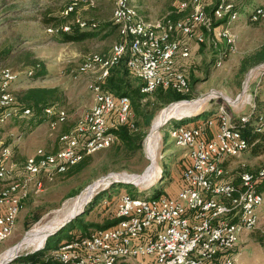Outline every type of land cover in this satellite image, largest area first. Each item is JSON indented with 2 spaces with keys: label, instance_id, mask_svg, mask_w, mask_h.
I'll return each mask as SVG.
<instances>
[{
  "label": "built area",
  "instance_id": "2783aa9c",
  "mask_svg": "<svg viewBox=\"0 0 264 264\" xmlns=\"http://www.w3.org/2000/svg\"><path fill=\"white\" fill-rule=\"evenodd\" d=\"M107 1L114 2L113 22L120 40L107 53L86 55L74 75L75 79L97 75L88 83L93 106L79 116L71 130L60 135L58 150L39 148L22 164L14 158L12 146L0 141V244L14 232L33 185L41 186L45 177L63 173L87 156L111 147L116 141L114 126L135 128L130 97L117 96L103 87L113 68L124 62L142 82V94L159 88L189 93L183 62L192 57L191 42L204 41L196 30L203 27L212 33L216 46L222 41L233 44L231 26L248 7L238 11L232 2L222 0L209 12L203 0H185L165 16L151 20L132 0ZM95 3L71 0L63 15L69 17ZM174 15L181 17L174 19ZM245 18L251 23L264 21V6L252 7ZM73 25L93 30L98 23L76 17L71 24L50 26L48 32L70 34ZM219 58L220 67L226 53L221 51ZM255 71L262 78L264 62L252 68L249 76ZM28 75L32 76L33 70ZM21 80L16 71L0 65V126L32 115L31 109L17 102L15 91L24 83ZM218 108L217 116L203 124L199 121L171 129V136L187 151L188 159L176 195L143 198L122 193L115 211L116 224L63 241L53 248L55 259L61 264H133L131 259H144L149 264H245L236 250L261 222L264 165L247 170L240 163L237 174L230 171V164L251 147L241 128L251 115L238 116L239 125L225 103ZM45 114L51 131L68 122L64 109L48 108ZM108 178L109 183L120 180L116 175Z\"/></svg>",
  "mask_w": 264,
  "mask_h": 264
},
{
  "label": "rangeland",
  "instance_id": "374dc122",
  "mask_svg": "<svg viewBox=\"0 0 264 264\" xmlns=\"http://www.w3.org/2000/svg\"><path fill=\"white\" fill-rule=\"evenodd\" d=\"M70 1L0 0V65L13 69L21 76L24 85H18V91L30 84L61 88L67 99L63 106L69 116L68 121L70 120L67 124L74 126L79 116L94 104L88 83L97 78V75L87 74L75 79L76 70L86 55L108 52L118 42L119 36L117 29L111 35H106L109 32L106 31L107 28L112 30L113 27V1L95 0L93 6L81 8L74 16L65 19L63 14ZM183 1L185 0H132V3L146 18L155 20L165 16L175 4ZM220 1L222 0H203L209 12ZM226 1L232 2L238 11H242L248 2L252 3L241 15V19L231 26L235 42L228 44L222 41L216 46L214 35L199 27L196 32L203 36L204 41H192V57L183 62L184 73L190 84L189 93H180L185 98L167 105L157 101L154 95L142 98L139 104L141 110L151 119L150 124L145 117H138L134 108L132 109L133 120L137 124L133 133L138 136L145 134L141 150L130 152L114 145L91 155L90 165L73 177L53 174L42 179L41 186L33 185L14 232L0 244V264H4L8 255L15 257L7 264H22L21 258L42 252L46 253V260L58 262L53 248L58 246L63 236L69 232L80 235L85 226L89 227V232L106 225L107 221L114 218L122 193L128 192L146 198L155 197L161 191L171 195L180 189L183 184L182 171L188 164L187 151L176 143L171 136V129L180 125L183 120L192 118L187 124L193 125L198 118H215L219 111L218 106L222 103L227 105L228 111L234 116L252 115L257 107L256 99H260L258 105L261 102L264 108V76L260 78L259 71L249 76V72L256 65H251L246 71L242 70L243 59L264 48V21L251 23L245 18L252 7L264 6V0ZM76 17L89 22L97 21L100 27L95 32H99L98 35L82 42L69 43L63 41V34L54 35L48 32L53 24H71ZM49 19L53 22L47 21ZM221 51L226 53V58L219 67L217 63L220 61ZM35 62L44 63V77H37L36 73L28 75L34 69ZM129 79L133 84H138L133 75H129ZM247 90L250 95L248 100L245 95ZM226 99L235 102L231 105ZM200 100L201 105L193 111L191 117L178 119L175 116L163 125L158 153L156 152V159L153 161L145 144L155 120L172 105ZM50 136L51 130L47 123L40 125L28 118L14 119L0 126V141L12 146L14 158L20 164L40 147L51 149L48 141L54 143L57 133ZM255 144H251L248 151L230 164L229 169L233 174L239 171L240 163L251 169L264 165V147L262 152H257ZM154 164L156 172L151 170ZM110 175H116L120 180L109 183ZM140 176L143 180L138 183L130 179ZM144 176L146 177L143 178ZM91 187V195L83 200L80 210L66 223L45 238H32L37 229L69 216L76 199ZM259 213V227L250 233L248 240L240 243L238 250L239 259L245 264H264V205ZM17 247L20 249L16 252ZM2 255H5L3 259ZM131 262L149 264L144 259H131Z\"/></svg>",
  "mask_w": 264,
  "mask_h": 264
},
{
  "label": "trees",
  "instance_id": "16d2710c",
  "mask_svg": "<svg viewBox=\"0 0 264 264\" xmlns=\"http://www.w3.org/2000/svg\"><path fill=\"white\" fill-rule=\"evenodd\" d=\"M252 5L251 2H248L246 6ZM76 12L72 13L69 17H65V19L70 18L71 16H74ZM181 16L174 15V19H178ZM47 21L53 22L52 19H49ZM66 23V22H63ZM62 23V24H63ZM112 30H109L110 28H107L106 35H111L113 31H116L117 26L114 22H112ZM52 26L58 27L59 24H53ZM99 25L95 29H86L81 30L75 25H73V31L70 34H63V41L64 42H82L90 37H95L98 35L99 32H95L96 29H99ZM118 30V29H117ZM62 35V34H61ZM62 39V38H61ZM264 62V48L258 50L254 54L246 57L242 61V70L246 71L248 67L251 65H258L260 63ZM33 70V75L35 74L37 77L42 76L45 74V66L44 63L41 62H35V66ZM129 75H132L129 71V69L126 67L125 63L122 62L120 65L116 66L112 69L110 76L105 80L103 87L105 90L109 91L112 94H115L117 96L126 95L130 97L132 101V107L134 108V111L136 115L140 118H146V122L150 124L151 119L147 117L146 113L141 110L140 106V100L148 95H154L157 99V101L162 102L163 104L167 105L172 102L179 101L181 99H184L185 96H182L179 92L171 90V89H163L159 88L152 94H142L141 93V86L142 82L138 80V84H133L132 81L129 79ZM24 84H20V86H23ZM15 95L17 97V102L19 105L23 106L24 108L31 109L32 115L28 117V119H31L32 121L36 122L37 124H42L46 122L48 119L45 110L48 108L56 107L64 109L63 106L66 105V97L64 95L63 90H61L59 87H39V86H33L32 84L28 85V87L21 88V90H16ZM258 101L260 99H256L257 107L256 110L253 112V114L250 117V120L245 126H241L242 132L244 134V137L251 143L256 145V151L262 152L264 147V108L260 102L258 105ZM263 108V110H262ZM19 120H25L27 118H18ZM207 119V118H204ZM235 120L240 125V119L238 116H235ZM190 119H185L181 122V124H187L188 122H191ZM137 128V124H135V128ZM134 129L129 128L128 126H114L112 128V132L116 136V141L112 145H116V147L125 148L130 152H134L137 150L142 149V143L143 138L145 134H139L136 135L133 133ZM7 145V144H6ZM91 163V156H87L84 158L81 162L78 164L70 167L67 171L60 173L61 175H66L68 177H73L80 172L84 171ZM247 170H256L247 168ZM164 194L163 191H161L158 195ZM118 221L114 218L110 221H107L104 226H98V228H108L114 224H116ZM97 227V226H96ZM89 227L85 226L83 228V233L80 235H74L69 232V234H65L63 238L60 240V243L63 241H71L75 239L77 236H85L89 232L87 230ZM59 243V244H60ZM58 244V245H59ZM57 247V246H56ZM46 253H37L34 255H29L26 257H23L20 259V262L22 264H61L59 262H51L49 260H46L45 258ZM19 261V260H18Z\"/></svg>",
  "mask_w": 264,
  "mask_h": 264
},
{
  "label": "bare ground",
  "instance_id": "6f19581e",
  "mask_svg": "<svg viewBox=\"0 0 264 264\" xmlns=\"http://www.w3.org/2000/svg\"><path fill=\"white\" fill-rule=\"evenodd\" d=\"M230 102L234 103L235 101L231 100ZM201 103H202V100L196 101V102H192V103H188V104L172 105L169 108H167L166 110H164L160 114V116L155 120V122H154V124H153V126L151 128V131H150V133H149V135L147 137L146 144H145L146 151H147L149 157L153 161H155V159H156V152H157V149H158V142L160 140V130L162 129L163 125H165V123H167L171 118H173L175 116L178 119H185V118H188L189 116L191 117L193 111L197 107H199V105H201ZM156 169L157 168L155 167V164H154L153 167L151 168V170H152V172H156ZM151 170H150V172H151ZM145 177L146 176H144L143 178H145ZM130 179L132 181L137 182V183L143 180L141 176L140 177H136V178L131 177ZM92 190H93V187L89 188L82 196H80L78 199H76V202L74 204L73 210H72V212H70L69 216L65 217L61 221H59V220L55 221L54 220L55 222L49 224L48 226L40 228V229H37L36 231L34 230L35 233H33L32 238L37 237V236L45 238L52 231H54L55 229L59 228L61 225L66 223L70 219L71 216H74L80 210L81 205L83 203V200L86 199V197H88L89 195H91ZM32 241L33 240H31V242ZM26 242H28V240H26ZM18 249H20V247H17L15 249L16 252L18 251ZM4 256L5 255H2L1 259H3ZM13 257H15V256L14 255H10V256L8 255L6 257V259H5V261H4V264L5 263L7 264V262L9 260L13 259Z\"/></svg>",
  "mask_w": 264,
  "mask_h": 264
},
{
  "label": "crops",
  "instance_id": "0c3cea01",
  "mask_svg": "<svg viewBox=\"0 0 264 264\" xmlns=\"http://www.w3.org/2000/svg\"><path fill=\"white\" fill-rule=\"evenodd\" d=\"M117 32H118V30H117ZM118 36H119V39H118V41L120 40V34H119V32H118V34H117ZM109 52V51H108ZM107 53V52H106ZM45 72H46V69H45ZM44 75V74H43ZM40 76L41 78L42 77H44V76ZM18 87V86H17ZM39 87H58V86H43V85H41V86H39ZM61 89V88H60ZM202 120H204V118H198V119H196V120H194V122L192 123V124H194V123H197V122H199V121H202ZM70 121V120H69ZM68 121V122H69ZM44 123H47L48 124V119L46 120V122H44ZM44 123H42V124H44ZM41 125V124H40ZM49 125V124H48ZM62 126H63V129H62ZM75 126V125H74ZM73 125L71 126L69 123L67 124H64V125H61L60 127H59V129L58 130H56V131H51V136L50 137H52V136H54V134H56L57 133V138H56V140H55V142L53 143V142H51V140H49L48 141V145L49 146H51V149H47V148H44V147H40V148H44V149H46V150H48V151H56V150H58V148H59V143H58V141H59V137H60V135H62L63 133H65V132H68L69 130H71L73 127H74ZM32 155V154H31ZM179 190L180 189H178V190H176L175 192H173V194H171V195H176L178 192H179ZM168 194V193H167ZM168 195H170V194H168ZM250 235V234H249ZM248 235V236H249ZM248 236L247 237H245V238H243L242 239V241L241 242H243V241H246V240H248ZM240 242V243H241ZM239 247H240V244H239V246L237 247V252H238V250H239Z\"/></svg>",
  "mask_w": 264,
  "mask_h": 264
}]
</instances>
